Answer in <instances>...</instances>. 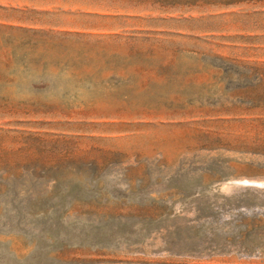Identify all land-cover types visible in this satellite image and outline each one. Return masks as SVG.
I'll list each match as a JSON object with an SVG mask.
<instances>
[{
  "label": "rangeland",
  "instance_id": "rangeland-1",
  "mask_svg": "<svg viewBox=\"0 0 264 264\" xmlns=\"http://www.w3.org/2000/svg\"><path fill=\"white\" fill-rule=\"evenodd\" d=\"M0 264H264V0H0Z\"/></svg>",
  "mask_w": 264,
  "mask_h": 264
}]
</instances>
